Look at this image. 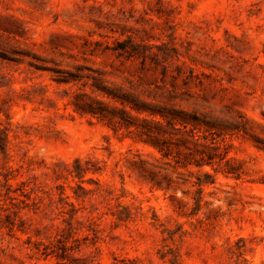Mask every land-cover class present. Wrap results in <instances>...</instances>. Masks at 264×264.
<instances>
[{
	"label": "rangeland",
	"instance_id": "374dc122",
	"mask_svg": "<svg viewBox=\"0 0 264 264\" xmlns=\"http://www.w3.org/2000/svg\"><path fill=\"white\" fill-rule=\"evenodd\" d=\"M0 264H264V0H0Z\"/></svg>",
	"mask_w": 264,
	"mask_h": 264
},
{
	"label": "trees",
	"instance_id": "16d2710c",
	"mask_svg": "<svg viewBox=\"0 0 264 264\" xmlns=\"http://www.w3.org/2000/svg\"><path fill=\"white\" fill-rule=\"evenodd\" d=\"M162 117H164V116H162ZM168 123H169V124H171V123H170V121H168ZM159 124H161V123L159 122ZM159 151H161V152H162V149H161V150H159Z\"/></svg>",
	"mask_w": 264,
	"mask_h": 264
}]
</instances>
